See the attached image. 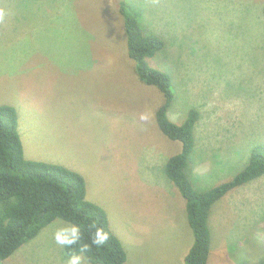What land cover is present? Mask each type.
<instances>
[{"label":"rangeland","instance_id":"374dc122","mask_svg":"<svg viewBox=\"0 0 264 264\" xmlns=\"http://www.w3.org/2000/svg\"><path fill=\"white\" fill-rule=\"evenodd\" d=\"M124 1L164 41L147 60L172 80L167 117L200 112L187 157L194 187L229 180L264 143V0ZM118 5L0 0V104L17 110L25 158L83 177L124 264H180L193 235L164 163L181 144L158 128L163 95L136 76ZM61 224L70 223L54 220L2 264H66L52 236ZM208 227L207 264H264V174L217 199Z\"/></svg>","mask_w":264,"mask_h":264},{"label":"trees","instance_id":"16d2710c","mask_svg":"<svg viewBox=\"0 0 264 264\" xmlns=\"http://www.w3.org/2000/svg\"><path fill=\"white\" fill-rule=\"evenodd\" d=\"M117 9L127 37V55L134 63L136 76L163 95L164 100L155 110L158 128L181 144V150L166 159L164 173L185 199L193 235L183 264H207L209 209L229 190L264 174V143H256L250 148L243 168L229 180L207 189L195 188L189 178L187 157L195 148L194 130L200 112L197 107L190 108L181 123L167 117L172 100V80L168 73L150 66L147 60L163 49L164 41L147 29L146 21L129 3L119 0ZM262 13L264 15V5ZM17 119L13 105L0 104V264L24 243L43 234L56 219L77 225L81 232L76 245L63 247L65 256L83 254L90 264H124L126 250L110 230L104 209L86 199L83 177L52 161L25 158ZM95 227L109 233V240L102 247L92 244ZM82 245H88L85 251H81Z\"/></svg>","mask_w":264,"mask_h":264},{"label":"clouds","instance_id":"9594fccd","mask_svg":"<svg viewBox=\"0 0 264 264\" xmlns=\"http://www.w3.org/2000/svg\"><path fill=\"white\" fill-rule=\"evenodd\" d=\"M55 243L62 247H70L76 245L81 239V232L77 225L74 224H61L54 225L52 232ZM109 240V233L101 227H95L92 234V244L97 247L104 246ZM88 245H82L81 251H85ZM66 264H84L81 255H71Z\"/></svg>","mask_w":264,"mask_h":264},{"label":"crops","instance_id":"0c3cea01","mask_svg":"<svg viewBox=\"0 0 264 264\" xmlns=\"http://www.w3.org/2000/svg\"><path fill=\"white\" fill-rule=\"evenodd\" d=\"M195 145H196V142H195ZM126 253H127V252H126ZM186 253H187L186 251H185V252H181V254H180V258H179L180 264H182L183 259H184V256H185Z\"/></svg>","mask_w":264,"mask_h":264}]
</instances>
